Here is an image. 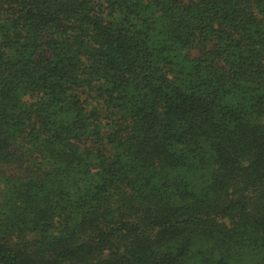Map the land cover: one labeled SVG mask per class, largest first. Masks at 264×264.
Segmentation results:
<instances>
[{
	"label": "trees",
	"instance_id": "1",
	"mask_svg": "<svg viewBox=\"0 0 264 264\" xmlns=\"http://www.w3.org/2000/svg\"><path fill=\"white\" fill-rule=\"evenodd\" d=\"M0 264H264V0H0Z\"/></svg>",
	"mask_w": 264,
	"mask_h": 264
}]
</instances>
